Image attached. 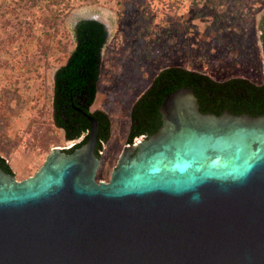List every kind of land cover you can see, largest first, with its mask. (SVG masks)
<instances>
[{
    "label": "water",
    "instance_id": "water-1",
    "mask_svg": "<svg viewBox=\"0 0 264 264\" xmlns=\"http://www.w3.org/2000/svg\"><path fill=\"white\" fill-rule=\"evenodd\" d=\"M257 32L264 64V11ZM70 37L51 119L63 141L87 135L25 180L0 159V264H264V82L162 70L130 108L108 182H95L109 123L87 107L106 30L78 21Z\"/></svg>",
    "mask_w": 264,
    "mask_h": 264
},
{
    "label": "rangeland",
    "instance_id": "rangeland-1",
    "mask_svg": "<svg viewBox=\"0 0 264 264\" xmlns=\"http://www.w3.org/2000/svg\"><path fill=\"white\" fill-rule=\"evenodd\" d=\"M263 11L264 0H0V157L14 180L32 177L50 150L66 147L51 119V83L73 49L76 22L106 30L89 109L110 124L94 175L106 183L126 145L130 107L159 70L262 83Z\"/></svg>",
    "mask_w": 264,
    "mask_h": 264
},
{
    "label": "trees",
    "instance_id": "trees-1",
    "mask_svg": "<svg viewBox=\"0 0 264 264\" xmlns=\"http://www.w3.org/2000/svg\"><path fill=\"white\" fill-rule=\"evenodd\" d=\"M84 20H91V19H84ZM84 20H80V21H84ZM91 21H95V20H91ZM97 22V21H96ZM102 25V24H101ZM106 40V39H105ZM104 44H105V41L103 42V44H102V46H101V49H102V47L104 46ZM73 48H74V46H73ZM101 49H100V53H101ZM73 50V49H72ZM260 51H261V48H260ZM72 52V51H71ZM71 52L69 53V55L71 54ZM100 53H99V64H98V73H97V77H96V80H95V82H94V94H93V98H92V101H91V103L89 104V106L87 107V114L88 115H91L95 110H93V111H90L89 109H90V107L92 106V104H93V102H94V99H95V96H96V82H97V78H98V75H99V68H100ZM69 55L67 56V58H66V60H65V62L63 63V65H61L60 67H58L55 71H57V70H59L60 68H62V67H64V65H65V63H66V61H67V59H68V57H69ZM261 56H262V51H261ZM262 66H263V70H264V64H263V57H262ZM167 68H181V67H177V66H170V67H166V68H163V69H161V70H159L155 75H154V77L159 73V72H161L162 70H164V69H167ZM181 69H184V68H181ZM184 70H187V69H184ZM54 71V72H55ZM187 71H190V70H187ZM191 72H195V71H191ZM195 73H197V74H200V75H203V76H205V77H207V78H209L210 80H212L214 83H222V82H225V81H227V80H230V79H234V78H238V79H242V80H245V81H247L252 87H260L261 85H262V83L264 82V79H263V81H262V83L261 84H259V85H255V84H253V83H251L250 81H248V80H246V79H243V78H239V77H233V78H229V79H226V80H224V81H220V82H218V81H214L213 79H211L209 76H207V75H205V74H201V73H198V72H195ZM54 74V73H53ZM154 77L152 78V80L154 79ZM152 80H151V82H152ZM150 82V83H151ZM150 85V84H149ZM148 85V86H149ZM145 91V90H144ZM143 91V92H144ZM142 92V93H143ZM141 93V94H142ZM140 94V95H141ZM52 95H53V85H52V83H51V107H52ZM139 95V96H140ZM135 102V101H134ZM133 102V103H134ZM132 106V105H131ZM131 108V107H130ZM96 110H98V109H96ZM99 111H101V110H99ZM129 113H130V110H129ZM106 116V115H105ZM106 118H107V121H108V123H109V120H108V117L106 116ZM128 129H127V133H126V137H125V140H126V138H127V134H128V131H129V127H130V121H129V115H128ZM109 126H110V124H109ZM57 129H59V130H61L62 131V136L64 135V133H63V130L62 129H60V128H57ZM87 135V130L85 129V128H83V129H80V131L78 132V134H77V136L75 137V138H73V139H71V140H68V141H75V140H78V142L77 143H79L85 136ZM139 137H142V138H145L146 137V133H141V134H137V135H134L132 138H131V143H132V141L134 140V139H136V138H139ZM108 138H109V135H108ZM108 138H107V140H106V142L108 141ZM97 140V142H98V144H99V146H100V148H101V146L103 145L102 143H101V141L99 140V139H96ZM105 142V143H106ZM77 143H75V144H77ZM104 143V144H105ZM74 144V145H75ZM96 151V153L97 154H99V152L100 151H98L97 149L95 150ZM0 159H2L1 157H0ZM3 160V159H2ZM4 164L6 165V163H5V161H4ZM7 166V165H6ZM7 168H8V166H7ZM9 169V168H8ZM9 171H10V169H9ZM10 173H11V171H10ZM12 174V173H11Z\"/></svg>",
    "mask_w": 264,
    "mask_h": 264
},
{
    "label": "built area",
    "instance_id": "built-area-1",
    "mask_svg": "<svg viewBox=\"0 0 264 264\" xmlns=\"http://www.w3.org/2000/svg\"><path fill=\"white\" fill-rule=\"evenodd\" d=\"M139 139H142V137H139ZM137 141H138L137 139H134V142H137ZM77 142H78V140L66 142V147L63 149H68L69 147L73 146Z\"/></svg>",
    "mask_w": 264,
    "mask_h": 264
},
{
    "label": "flooded vegetation",
    "instance_id": "flooded-vegetation-1",
    "mask_svg": "<svg viewBox=\"0 0 264 264\" xmlns=\"http://www.w3.org/2000/svg\"><path fill=\"white\" fill-rule=\"evenodd\" d=\"M131 144H132V143H131ZM131 144H130V145H131Z\"/></svg>",
    "mask_w": 264,
    "mask_h": 264
},
{
    "label": "crops",
    "instance_id": "crops-1",
    "mask_svg": "<svg viewBox=\"0 0 264 264\" xmlns=\"http://www.w3.org/2000/svg\"><path fill=\"white\" fill-rule=\"evenodd\" d=\"M202 74V73H201Z\"/></svg>",
    "mask_w": 264,
    "mask_h": 264
}]
</instances>
